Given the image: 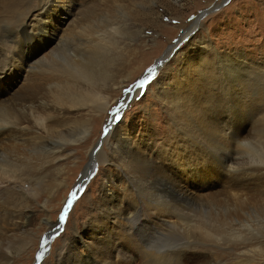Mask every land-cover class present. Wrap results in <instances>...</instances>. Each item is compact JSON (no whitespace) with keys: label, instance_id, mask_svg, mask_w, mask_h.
<instances>
[{"label":"rangeland","instance_id":"374dc122","mask_svg":"<svg viewBox=\"0 0 264 264\" xmlns=\"http://www.w3.org/2000/svg\"><path fill=\"white\" fill-rule=\"evenodd\" d=\"M222 1L88 0L84 6H79L76 19L71 17L67 19L64 13H61L62 11L59 12L61 14L57 21L60 33L62 36L66 29L63 36L67 37L60 44V53L66 61L70 59L69 55H72L75 61L80 60L83 64L85 63L89 67L86 69L89 70L90 76V71L96 70L92 73L95 77L91 76L96 84L94 89L108 98L109 106L105 107L107 110L103 113H98L84 105L81 112L76 115L60 116L56 126L50 119L44 118L43 128L47 127V130L44 128L45 130L43 129L39 135L35 133L33 135L32 131H24V129L16 130L22 132L21 135L17 132V135L13 130L14 134H9L10 136H6L3 142H0L2 179L7 181L9 178L13 179L14 175L20 176L23 173L22 176L26 179L24 178L21 184L24 190L27 189L23 192L18 189L14 191L8 185L7 191L6 182L1 187L0 264H34L40 245L47 238L45 234L49 232L51 236L46 245L47 250L43 252L39 264H148L147 260L155 250L176 251L177 258L174 256V259L176 258L174 264H264V256H261L263 251L253 249L259 243L264 250V169L256 170V168L264 167L262 163L264 161V110L259 119L253 118L254 114L245 117V113H242L234 124L236 129L240 128L244 131L242 134L245 137L242 142L232 146L231 149L234 150L230 149L225 154L235 152L233 155L236 158L235 167L238 170L231 173L228 170L222 173V170L220 173L217 170L219 169L217 164L212 163V166H208L200 178L198 175L202 169L197 168L195 177L199 178L198 180L183 179L181 184L177 182L179 192H177L176 207L180 208L179 214L177 217L165 213L162 215L163 219L177 224V231H169L167 226L159 234L151 229L152 232L149 230L151 227L145 228L152 223L150 214L142 211L136 218L142 228H134L132 232L137 230L136 237L129 236L125 231V227H129L126 217L132 216L134 207L141 202L136 196L134 187L137 185L144 200L152 202L156 198L153 192V180H150V172H148L144 180L134 185L115 163L104 161L106 155V158L111 161L118 162L106 143V136L112 130L107 127L108 123L111 124L114 114L120 111L115 123L119 122L123 132L133 130L135 139H148V142L161 151H169L171 147H168L167 142L174 131L168 116L170 112V114L173 113L174 108L172 107L171 111L168 110L167 107L171 105L168 104L167 98L162 99L157 94L159 95L160 83L167 76L170 81L169 87L173 88L174 80H171L172 75L169 74H175L176 69L184 70L185 64L189 62L200 65V58L212 59L215 53L221 58L230 56L234 61L237 59L254 65L257 61L264 62V0H225L220 4ZM37 4V0H0V32L5 35L9 33V37L14 38L16 23L23 21L28 13L37 7ZM203 10L207 11L203 13ZM80 19L85 24L89 21L90 26L94 23L95 30L101 27L108 28L113 34L108 33L112 36L110 40L112 44L106 43L105 47L102 44H94L98 47V51L94 49L93 43L96 42L95 33H92L94 26L91 27L92 32L87 35H85L87 31L84 30H80L82 34L74 31V24ZM112 24L119 30L117 28L116 30ZM191 27H194L191 34L183 38L184 42L180 44L181 54L186 60L180 64V61L175 63L172 57L162 59L167 55L169 48L184 34L189 33ZM27 28L26 24L21 26L23 30H28ZM113 29L114 32H112ZM37 34L40 36V33ZM29 35L36 36L33 32H29ZM52 45L55 48L60 47L57 41H54ZM90 45L93 51L91 47L85 49ZM0 50L2 53L0 65H2L10 55V49L2 47ZM85 54L87 55L84 56ZM88 55L93 60H89ZM81 56L87 61L79 59ZM158 59H162L161 62ZM168 63L172 65L170 69L166 68ZM193 64L190 65L191 70ZM28 65L21 63L16 69L21 71V68ZM81 65L79 62V66ZM149 69L151 72L148 71ZM185 76H180V79L182 80ZM11 79L13 77L10 75L3 78L5 87L13 86L14 81ZM17 79L15 75L14 80ZM104 81L107 83L102 87ZM141 83L143 87H140ZM42 89L40 94L38 93L40 90L37 91V96L43 99H39L41 102L45 100L47 103V99L50 98L49 92L51 95L52 90L46 86ZM13 93H6L8 96L0 100V103H9L8 98L12 97ZM200 101L203 102L204 98ZM200 101H198L197 110L201 109ZM218 105L221 107V113L226 105H222L221 102ZM22 108H16L15 111L18 112L16 111V114L14 111V113L25 118L28 116L31 124L40 125L39 119L36 118V122H39L37 124L34 114L29 109L25 108L23 111ZM54 127L65 129V131L60 135ZM87 127H90V133L84 135L83 130ZM27 132L32 134L28 136ZM14 135L16 137H13ZM48 135L50 138L47 137ZM260 136L263 139H259ZM25 137L27 139L29 137L26 143ZM17 138L24 139L23 145L33 142L35 145L27 144L30 148L27 149V145L23 146L21 140L17 141ZM119 141H121L120 137ZM99 143L102 145V151L95 161L91 162L90 160H93L90 159L91 151L97 148ZM120 147L121 153H124L126 150L124 144L121 143ZM191 149V146L186 143L177 145V167L197 166L195 164L198 159L194 157ZM215 150L213 156L223 155L225 151L219 150L218 146ZM170 155L175 154L170 153L168 156ZM17 157L20 160L17 159V161L15 159ZM10 169L16 172L13 173ZM91 169L92 174L84 180L80 188L78 183L81 176L85 172L89 174ZM7 172L10 175L6 174ZM26 174L30 179L26 177ZM75 196L77 197L70 206L65 220L60 223L68 202ZM156 214L152 213L154 220H156ZM210 221L214 222L211 224ZM203 223H209L224 235V240L220 241L224 249L223 253L218 251L220 247L215 245V241H205L202 242L203 244L197 243L192 246L195 241L190 240L191 233L196 230L198 224L203 225ZM231 231L244 236L242 238L244 241L235 240L239 243L236 247L235 241L231 240L233 239L230 236ZM231 247H234L233 250ZM117 248L124 250L126 258L115 255ZM250 249L253 251H248ZM210 250L217 252L211 254Z\"/></svg>","mask_w":264,"mask_h":264},{"label":"bare ground","instance_id":"6f19581e","mask_svg":"<svg viewBox=\"0 0 264 264\" xmlns=\"http://www.w3.org/2000/svg\"><path fill=\"white\" fill-rule=\"evenodd\" d=\"M87 1L88 0H37L38 2L37 7L33 11H30L27 17L23 21H19L14 26V30H16L14 34V38L12 36L9 37V33L5 35L0 32V48L4 47L10 49V55L3 61V64L0 65V100H4L8 96V94L6 95V93L14 92L13 96L12 97L10 96L8 98L9 103H0V142H3V140L9 134L10 135L14 134L13 130L15 131L20 129H21L20 131H22L23 129L24 131L30 130L33 132V135L34 133L36 135H39L41 132H43L44 128H46L47 130V127L43 128L45 122L44 118L46 120L47 118L50 119L52 121L51 123L56 126L60 116L62 117L63 115H76L79 112H81L82 106L84 105L89 106L91 109H93V111L95 112L97 111L98 113H103V111L107 110L105 109V107L108 108L109 106L108 98L107 97L105 98L100 93V91L97 92L96 89H94L96 87V84L94 83L91 76H94L92 75V73H94L93 71L96 70L90 71L91 72V76H90L89 70L87 71L89 67L85 63L83 64L82 61L80 60H78V62L75 61V57L72 55H69L70 59L69 60L67 59L68 61H66L65 57L62 55V53H60L61 52L60 44H62V42H64V39L67 38V37L64 38L63 36L66 29L62 33L63 37L61 36L60 33V28L58 26V21H57L60 18L59 17L60 14L64 13L67 19H69L70 17L73 19L78 14L77 11L79 6L80 7L84 6V4L87 3ZM207 10H203V13L206 12ZM60 11L62 12L59 13ZM103 21L105 22V20ZM62 22L64 23L66 21H62ZM76 22L74 24L75 32L81 34L83 32H80V30L89 32V33L86 32L85 35L90 34V32H92L91 27L94 26V23L90 26L89 21L88 22L86 21L88 24H85L84 22L82 23L81 19L80 21H76ZM68 23L69 22H67V24ZM23 24H26L28 26L27 28L28 30L21 29V26ZM102 24L104 23L102 22ZM112 25L114 26V24ZM102 28L103 27H101L99 30L98 29L95 30V26H94V32L92 33H95L94 37L96 38V42L93 43L94 37H92L93 41L90 40L91 43H93V45L102 44L105 47L106 43L112 44L110 40L112 38L111 35L113 34L110 33L108 28L107 29L106 27L104 29ZM114 28L118 29L117 26L116 27L114 26ZM109 29L112 30V28L110 27ZM193 29L194 27H191L188 31L189 33L184 34L176 44H174L171 48H169L167 51V55L163 56L162 59L165 58L169 59L170 57H172L175 63L176 62L179 63V61L180 64L183 63L186 59L185 57L183 58L184 55L181 54L182 51L180 50V44L184 42L183 38L191 34ZM29 32L35 33L36 36L29 35ZM112 32H114V29ZM37 33H40V36ZM108 33H110L111 35L109 36ZM51 36H53V38H51ZM89 38H87L88 41ZM54 41H57V44H59L60 47L57 46L58 48H55L52 45ZM79 43L80 42H78V44ZM89 44H85V45H89ZM87 47L88 46H86L85 49H90L91 47L92 50L91 45L89 46V48ZM95 47L93 48L97 50L98 47L96 48ZM27 48L29 50H27ZM0 54H2L1 50H0ZM93 54H97V53H93ZM61 55L64 58H62ZM86 55L87 54H85L84 56ZM89 55L91 54L89 53ZM100 56L99 58H101ZM90 57L91 56H89L88 59L93 60ZM79 59L84 60L82 56L79 57ZM162 59L160 60L158 59L159 62H161ZM79 62L80 65L82 63L81 66L83 67L79 66ZM21 63H25L29 65L25 66L24 68H21L20 71L19 69H16V67L18 68ZM192 64L191 62H189L185 64L184 70L176 69L175 74L170 73L169 75H172L171 80H174L173 88L169 87L170 81H169V77L167 76L166 78H164L163 82L160 83V86L158 88L159 95L156 93L157 96H161L162 99L167 98L168 104L171 105V107L166 106L168 110L172 109V107L174 108L172 114H170L171 112L170 113L168 112L169 113L168 117H170V121H171L170 125L173 127V131H174L173 135L168 138L169 140L167 144L168 147H171L168 152L166 150L161 151L158 147L152 145L151 142H148L147 141L148 139L147 140L135 139L132 132L133 130L123 132L122 131L123 127L119 124V122L115 123L121 111L118 114L117 113L114 114V117H112L111 119V124L109 122L107 125V127L111 128L112 130L106 136L107 139L106 143H108V145L110 146L112 153L114 154V157L117 158L118 162L111 161V159L106 158V155L104 157L105 158L104 161H107L109 163L112 162L113 164L115 163V165H117L120 169H122V171L128 176V178L134 185L137 184V182L144 180L145 176H147L146 173L148 172H150L149 174L150 180H153L152 184H154L153 192H155L154 196L156 198L152 202L150 201L147 202L146 200H144L140 195V191L138 190L137 185H135L134 187L136 196L141 200V202L137 203V205L134 207L132 216L126 217L127 221L129 222V227L127 228L125 227L126 229L125 231H127L126 233L129 234V236L132 237L137 236L136 233L137 230H135V232L132 231L134 230V228L141 227L139 226L141 224L138 223L136 218L142 211L149 213L150 214L149 217L152 220V223L146 226L145 228L151 227L149 230L153 229V231L156 232L157 234L163 232L167 226L169 231H177L176 230V228L178 227L177 224L172 223L171 220L163 219L162 217L164 213L171 215L172 217L174 216L177 217V214H179L180 208L178 209L176 207V200H177L176 197H177V192H179V190L177 189L178 188L177 182L181 184V181L183 179L186 181L198 180L202 176V174L206 172L208 166L210 167L212 166V163L217 164V168L220 169V170L217 169L218 172L220 171L222 172L223 170L222 173H224L225 170H228V172L231 173L232 171L238 170L237 167H235L236 158L233 155V153L235 154V152L233 151L230 154L228 153L225 154L228 150L232 148L234 144L237 145V143L242 142L243 138L245 137V135L242 134L244 131L240 128L239 130L236 129L234 127V124L238 121V117L242 113H245V117L246 115L251 116L254 114L253 118L259 119L262 115V110H264V62L257 61L255 62L256 65H254L253 63H249V62L244 63V61H239L237 59L234 61L233 59L230 58V56L229 58L228 57L221 58L219 54L215 53L212 59H208L206 57L200 58V65L193 64L194 66L192 67L191 70L190 65ZM171 67L172 65L169 63L166 66V68L168 69H170ZM148 71H150V69ZM9 75L13 77L11 81H14L13 86L11 88L10 86L5 87L4 85L5 82H3V78L9 77ZM15 75L18 78L16 81L14 80ZM183 75L186 76L183 77L181 80L180 76ZM96 82H98V80ZM106 83L107 82H105L102 85V87H104ZM44 86L49 87V89L52 90L51 95L49 92V96L51 99L49 98L50 99L49 100L46 98L48 100L47 103L45 100L43 101L44 103L41 102V100L43 99L37 96V91L42 89V87ZM11 89L13 90L10 91ZM39 92H41V90L38 91V93ZM201 98H204L203 102L200 101ZM235 100H237L236 101L237 103L235 102ZM198 101L202 103L200 110L196 109V107L199 105ZM219 102H221L222 105L223 104L226 105V108H223L221 113H220L221 107H219L220 105H218ZM20 107H23L22 108L23 111L25 108L29 109L30 112L34 114L33 117L35 119V122H36V118L39 119L40 123L38 121L36 123L37 124L39 123L40 125L35 126L31 124V120L28 119L27 115H26L27 118L22 117L21 115L17 116L16 114L18 111L16 110L17 111L16 112L15 109ZM122 108L123 107L121 105V109ZM233 109L235 111H233ZM14 111L16 114L14 113ZM32 128L34 130H32ZM56 129L57 128H55V130ZM89 129L90 127L89 128L87 127L85 130H83L84 135H88L90 133ZM57 130L60 133V135H62L65 131V129L63 130L57 129ZM20 131H16V133L18 132L20 133L19 135H21L22 132ZM47 132L49 133V131ZM29 134L31 135L32 133L31 132L28 133V136ZM43 136L44 134L42 135V137ZM13 137L16 136L14 135ZM47 137H49V135ZM119 137L121 138V141H119ZM260 138L261 136L259 137V139ZM24 139H26V141ZM24 139H19L21 140L22 145L24 142L26 143L28 141L29 137L28 139L27 137H25ZM30 139H32L33 141L35 140L33 138ZM19 140L17 138V141ZM44 140L47 142L46 138ZM121 143H123L126 148L124 153L123 152L121 153V147H120ZM181 143H186L189 146H191L192 149L190 151L194 154V157L198 159V162L195 164L197 166L193 168L177 167V145ZM261 143L263 142L261 141ZM27 144H31V143H27ZM32 144H34V142ZM100 145L101 143H99L97 148L91 151L90 159H93L90 160L91 162L95 161L99 153L102 151V145L101 147ZM217 146L219 147V150L221 151L225 150L223 155L220 154L213 156L215 147ZM28 148L29 147L27 145V149ZM170 153L175 155L168 156ZM19 158L17 157L15 159L17 160ZM262 163L264 164V161H262ZM1 167H0V171L3 169ZM197 168L202 169V172L198 175L199 178L195 177L197 175L196 174ZM262 169H264V167L256 168L257 171H261ZM21 171L22 170H20V172ZM86 171L88 170L86 169ZM11 172H13V170ZM15 172L16 171H14L13 173ZM23 172L25 173L26 170ZM6 174H9V172H7ZM22 174L23 173H21L20 176L16 175L17 177L15 175L13 176L12 174L13 179L9 178L7 181H4L0 175V193L2 190L1 187L3 186L4 182H6L7 184V188L5 187L6 190L8 189V185H9V188L14 191L17 189L20 192L26 191L27 189L24 190L25 188L21 184L22 180H24L25 178V176H22ZM27 174L26 177L29 178ZM85 174L86 176H84ZM226 174L228 175V173ZM84 175L81 176L80 182L78 183L80 184V187L84 182L85 178L89 174L85 172ZM77 188L79 189V186ZM152 213H157L156 220L153 219ZM181 220L182 223H184L183 218ZM200 224H198L196 226V230L191 233L190 240L195 241L192 246L196 245L197 243L198 244H201L202 242L204 243L205 241L206 242L215 241L216 244L213 243V245L214 244L218 245V247H220L218 251H221L220 253H223L224 249L221 246L220 241L224 240L223 237L224 235L220 233V230L217 231L216 229H214L213 226H211L209 223H203V225ZM230 236L233 237V239H231L232 241L235 240L244 241L242 239L244 237L243 234H238L234 231H231ZM237 244L239 243L235 241L234 242L235 247ZM46 247L47 246H45V248ZM233 248L231 250H233ZM253 249L254 250L258 249V251H263L261 256H264V250H262L261 245L259 243H257ZM253 249H250L248 251L252 252ZM115 252H116L115 255L117 257L126 258V256H124L126 253L124 252L123 249L117 248ZM175 252L173 251L162 252L159 250L158 251L155 250L154 254L150 255L149 259L146 260L148 261L147 262L148 264H174L177 258L175 256ZM209 252L212 254V252L215 253L217 251L215 250L211 252L210 250ZM174 256L176 257L175 259Z\"/></svg>","mask_w":264,"mask_h":264},{"label":"water","instance_id":"95a60500","mask_svg":"<svg viewBox=\"0 0 264 264\" xmlns=\"http://www.w3.org/2000/svg\"><path fill=\"white\" fill-rule=\"evenodd\" d=\"M224 2H225V1H223L222 3H224ZM222 3H221V4H222ZM91 174H92V169L89 171V175L85 178V180H87L88 177H89ZM80 188H82V185H81ZM78 193H79V192H78ZM78 193H77V195H78ZM76 197H77V196H75L74 198H72V199L68 202V204H67V206H66V208H65V209H67V212H68L70 206L72 205V203H73V201H74V199H75ZM69 204H70V206H69ZM65 217H66V215H65V210H64L63 215L61 216V221H60V223L63 222V221L65 220ZM49 234H50V232L45 234V235L47 236V238H45V239L42 241V243H41V245H40V249L38 250V253H37V255H36V260H35V263H34V264H39V263H40V260H41V258H42V254H43V252H45V251L47 250V247L45 248V246H46V244H48V242H49V238H50V236H51V235H49ZM44 248H45V249H44ZM42 249H43V250H42Z\"/></svg>","mask_w":264,"mask_h":264},{"label":"snow or ice","instance_id":"6c2138e0","mask_svg":"<svg viewBox=\"0 0 264 264\" xmlns=\"http://www.w3.org/2000/svg\"><path fill=\"white\" fill-rule=\"evenodd\" d=\"M140 87H143V83H141ZM129 91H131V89H129ZM75 195V194H74ZM70 206V204H69ZM67 214V209H65V215Z\"/></svg>","mask_w":264,"mask_h":264}]
</instances>
